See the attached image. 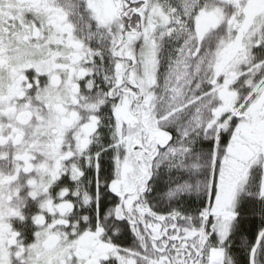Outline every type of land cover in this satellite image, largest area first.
Instances as JSON below:
<instances>
[{
  "label": "snow or ice",
  "instance_id": "6c2138e0",
  "mask_svg": "<svg viewBox=\"0 0 264 264\" xmlns=\"http://www.w3.org/2000/svg\"><path fill=\"white\" fill-rule=\"evenodd\" d=\"M0 264H264V0H0Z\"/></svg>",
  "mask_w": 264,
  "mask_h": 264
}]
</instances>
